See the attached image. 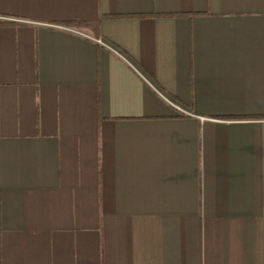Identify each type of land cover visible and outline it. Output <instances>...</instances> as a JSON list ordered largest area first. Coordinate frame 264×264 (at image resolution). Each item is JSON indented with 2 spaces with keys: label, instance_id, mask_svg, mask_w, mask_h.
<instances>
[{
  "label": "crops",
  "instance_id": "0c3cea01",
  "mask_svg": "<svg viewBox=\"0 0 264 264\" xmlns=\"http://www.w3.org/2000/svg\"><path fill=\"white\" fill-rule=\"evenodd\" d=\"M0 264H264V0H0Z\"/></svg>",
  "mask_w": 264,
  "mask_h": 264
}]
</instances>
